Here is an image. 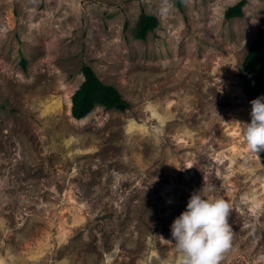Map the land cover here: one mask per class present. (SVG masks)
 <instances>
[{"label":"rangeland","instance_id":"1","mask_svg":"<svg viewBox=\"0 0 264 264\" xmlns=\"http://www.w3.org/2000/svg\"><path fill=\"white\" fill-rule=\"evenodd\" d=\"M239 1L0 0V264H178L198 190L231 208L219 264H264V162L231 122L264 0L227 18ZM83 64L129 108L76 119Z\"/></svg>","mask_w":264,"mask_h":264},{"label":"clouds","instance_id":"2","mask_svg":"<svg viewBox=\"0 0 264 264\" xmlns=\"http://www.w3.org/2000/svg\"><path fill=\"white\" fill-rule=\"evenodd\" d=\"M250 104L249 122H231L238 124L243 142L259 157L264 152V94L252 99ZM230 211L224 198H206L201 190L190 195L185 209L170 225L172 243L179 254L178 264H219L222 254L232 245Z\"/></svg>","mask_w":264,"mask_h":264},{"label":"trees","instance_id":"3","mask_svg":"<svg viewBox=\"0 0 264 264\" xmlns=\"http://www.w3.org/2000/svg\"><path fill=\"white\" fill-rule=\"evenodd\" d=\"M182 7L184 0H174ZM247 0H240L227 8V18L240 17L244 14ZM158 21L154 15L145 13L139 19L135 36L145 40L150 31L154 30ZM26 67V59L22 61ZM84 80L72 95V114L76 119L87 117L97 106L105 109L126 110L130 103L126 100L118 87L105 83L92 66L83 64ZM239 76L245 84V92L249 102L257 96L264 94V17L261 19L256 37L249 47L243 64L239 68ZM264 162V152H261Z\"/></svg>","mask_w":264,"mask_h":264}]
</instances>
